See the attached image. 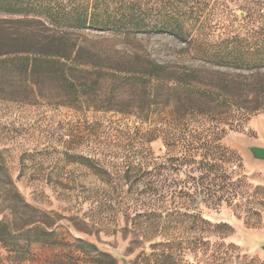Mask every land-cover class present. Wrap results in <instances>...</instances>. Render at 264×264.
<instances>
[{"label": "trees", "instance_id": "16d2710c", "mask_svg": "<svg viewBox=\"0 0 264 264\" xmlns=\"http://www.w3.org/2000/svg\"><path fill=\"white\" fill-rule=\"evenodd\" d=\"M218 2L171 0L161 14L155 0H0V100L92 107L142 121L165 106L183 118L218 117L219 139L238 132L264 112V28L257 27L264 10ZM161 32L211 70L176 71L151 59L137 37ZM11 195L14 206L0 212V245L14 264L29 261L34 245L70 249L47 264H112L87 241L64 244L55 214ZM190 220L201 225L197 240L183 235ZM131 232L140 251L130 264H264L224 241L230 226L200 215L153 213Z\"/></svg>", "mask_w": 264, "mask_h": 264}, {"label": "rangeland", "instance_id": "374dc122", "mask_svg": "<svg viewBox=\"0 0 264 264\" xmlns=\"http://www.w3.org/2000/svg\"><path fill=\"white\" fill-rule=\"evenodd\" d=\"M170 1L155 0L161 14ZM227 5L264 10V0L218 2L220 8ZM244 15L235 13L239 19ZM137 39L160 65L211 70L185 55L184 45L167 33ZM217 118H183L158 106L142 121L92 107L0 100V212L14 206L11 194L16 191L23 203L57 216L64 244L81 239L108 254L112 264H121L118 256L130 264L140 251L130 245L132 226L146 215L177 210L227 224L232 232L226 243L264 259L254 245L264 240V164L252 162L245 150L246 145L264 147V112L221 139ZM189 222L183 235L201 238V225ZM31 250L32 258L22 264H47L70 249L34 245ZM0 259L14 264L1 245Z\"/></svg>", "mask_w": 264, "mask_h": 264}, {"label": "water", "instance_id": "95a60500", "mask_svg": "<svg viewBox=\"0 0 264 264\" xmlns=\"http://www.w3.org/2000/svg\"><path fill=\"white\" fill-rule=\"evenodd\" d=\"M245 150L247 151L252 162L264 164V147L257 145H246ZM254 245L264 255V240H255ZM121 264H128V260L118 256Z\"/></svg>", "mask_w": 264, "mask_h": 264}]
</instances>
